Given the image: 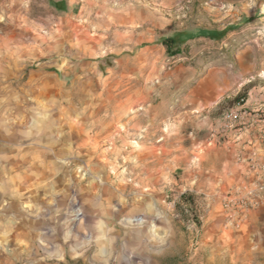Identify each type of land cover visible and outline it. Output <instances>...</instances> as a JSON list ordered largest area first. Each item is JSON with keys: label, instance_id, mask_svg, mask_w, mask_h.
Here are the masks:
<instances>
[{"label": "rangeland", "instance_id": "374dc122", "mask_svg": "<svg viewBox=\"0 0 264 264\" xmlns=\"http://www.w3.org/2000/svg\"><path fill=\"white\" fill-rule=\"evenodd\" d=\"M261 96L264 0H0V236L19 186L52 233L0 264H264L254 196L201 155Z\"/></svg>", "mask_w": 264, "mask_h": 264}, {"label": "crops", "instance_id": "0c3cea01", "mask_svg": "<svg viewBox=\"0 0 264 264\" xmlns=\"http://www.w3.org/2000/svg\"><path fill=\"white\" fill-rule=\"evenodd\" d=\"M263 101V96L259 98L256 97L254 102H252V105L258 108H264ZM248 103L249 102H247V104ZM191 105V110L199 112L204 108L205 103L203 101L195 100ZM205 127H209L207 126V123L205 124ZM253 138L254 136L242 134L238 138V141L234 139L230 140V138L226 143L219 147L212 145L203 148V154H201L205 157L213 158L219 163V174L223 177L220 178L218 190L214 191L234 192L235 190L242 189L251 192L254 196L252 197V202H254L256 208H253L252 211H250V214L245 216L241 221L242 223L247 224H251V222H254L255 220L258 222H264V183L261 180H252L250 177L252 176L254 178V174L249 171L250 163L248 160L254 152L253 147L250 145ZM15 158H17V156H15ZM0 159H2L0 160V173L3 174L6 168V155L4 156V153H0ZM258 160L261 161V159ZM15 170H18V168L16 169L15 167ZM0 191L3 193L2 195L0 194V200H2L4 199V188ZM22 191L23 188L21 186H19V188L15 187V192H20V195L19 201H15L11 205L13 209L19 213V217H15L13 221V227L11 226L14 229H10L11 232H6L5 230L4 235L0 236L9 237L15 240L17 246L16 248H13L15 249L14 254L19 255L20 257L22 254H35L36 247L33 246V243H36L39 238H47L49 234H52L51 231L44 229V223H47V218L45 217L46 215L42 217L40 214L41 210L38 202L32 199L23 198ZM0 207V215L3 216L5 211L7 212L6 209H8V207L7 205H0ZM41 231H45V233H42Z\"/></svg>", "mask_w": 264, "mask_h": 264}, {"label": "built area", "instance_id": "2783aa9c", "mask_svg": "<svg viewBox=\"0 0 264 264\" xmlns=\"http://www.w3.org/2000/svg\"><path fill=\"white\" fill-rule=\"evenodd\" d=\"M235 107L223 112L215 136L220 140L231 138L230 140L237 141L242 134L254 136L250 144L254 152L249 159V167L253 172L264 175V156L262 155L264 149V109L245 106V101H241ZM241 203L254 205V202H251L248 197L242 198Z\"/></svg>", "mask_w": 264, "mask_h": 264}, {"label": "trees", "instance_id": "16d2710c", "mask_svg": "<svg viewBox=\"0 0 264 264\" xmlns=\"http://www.w3.org/2000/svg\"><path fill=\"white\" fill-rule=\"evenodd\" d=\"M187 37L188 34L177 33L171 37L163 38L159 42L165 47L166 51L169 52L170 55H176L179 53L180 47L188 41ZM236 100L237 98L235 101ZM237 102H239V100Z\"/></svg>", "mask_w": 264, "mask_h": 264}]
</instances>
